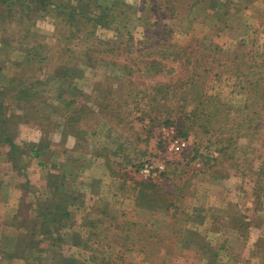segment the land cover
<instances>
[{"label":"rangeland","instance_id":"1","mask_svg":"<svg viewBox=\"0 0 264 264\" xmlns=\"http://www.w3.org/2000/svg\"><path fill=\"white\" fill-rule=\"evenodd\" d=\"M49 1L60 7L79 2L100 16L101 22L93 30V23L80 17L66 22L64 18L70 17L63 14L66 9L51 6L47 12L30 9L27 15L22 4L15 5L9 14L0 2V86L4 89L13 78H21V83L32 90L20 102L18 86L9 91L12 96L0 98L7 106V115H23L12 119L14 151L10 153L8 146L0 144V190L7 194V180L25 181L21 183L24 188H18L24 190L25 204L30 205L32 198L36 202L33 211H24L29 225L41 202L50 205L47 217L49 227L54 229L51 241L56 235L62 238L61 233L73 218L70 204L61 199L75 180L73 172L65 171L70 170V164L69 169L60 167L63 159L70 163L71 156L57 152L55 141L56 132L64 128L67 118L80 114L83 119L75 122V128L97 132L92 141L102 138V132L107 130L108 140L113 143L110 151L117 154L111 158L130 162L133 176L146 179L140 173L145 162L160 161L165 165L167 172L153 179L164 180L167 189L179 186L176 227H184V216L188 214L198 219L202 205L210 202L206 199L209 194L213 200L217 195L222 198L229 194L230 188L227 190L222 183L234 172L245 183L240 187L232 185L237 206L228 203L227 210L234 216L219 220V226L230 221L235 227L239 224L243 233L249 226L248 214H255L257 218L253 219L264 227V219L260 218L264 211V0H174L172 17L168 14L170 0ZM214 2L218 3L212 8L210 4ZM195 23L207 25V34L199 39L187 38ZM192 31L199 34L201 30L197 27ZM151 62L154 67H149ZM160 86L163 88L159 91ZM162 91L167 94L165 98L161 97ZM192 107L196 109L194 114L190 113ZM142 115L155 117L146 142L138 139V134L147 133L146 120H140ZM185 123L192 124L186 129V152H169L165 128L173 126L177 132L175 127L181 131ZM204 126L209 132L204 131ZM98 139L94 142L98 143ZM223 145L228 149L220 151L218 147ZM88 151L91 149L85 146L77 150L83 157ZM60 174L65 175L57 189L54 181ZM96 174L104 180L111 178L99 170ZM239 190L243 194L238 195ZM40 196L49 199L40 202ZM227 200L223 199L219 208L227 205ZM66 208L70 214L60 217ZM89 217L86 213L81 223L91 220ZM209 221L194 224L189 237L196 244L203 243L211 259L208 264H264L263 243L254 245L246 259V250L239 252L244 237L236 240L232 234L224 236L225 243L231 246L229 240L238 248L225 252L229 254L223 261L217 260L214 237L200 235ZM104 226H108L107 221L95 225L99 231ZM159 226L168 225L162 219ZM98 237L120 243L119 235L109 238L102 233ZM164 237L157 244L171 247L172 239ZM181 237L177 236V242ZM258 239L264 242L263 236ZM96 250V254L102 253ZM161 253L168 256L166 251ZM193 253L185 252L189 261ZM156 254L154 251L147 264H156ZM177 254L176 264H182L184 253ZM33 260L38 264L40 259ZM119 262L120 259L116 263ZM159 264H166L165 260L160 259Z\"/></svg>","mask_w":264,"mask_h":264},{"label":"crops","instance_id":"2","mask_svg":"<svg viewBox=\"0 0 264 264\" xmlns=\"http://www.w3.org/2000/svg\"><path fill=\"white\" fill-rule=\"evenodd\" d=\"M170 2L173 3L174 0H170ZM204 9L208 10L207 7ZM197 27H200L201 30L199 34H192V29H196ZM191 28L189 33L186 34L187 38L190 37V39L194 37L199 39L205 36L209 30L207 25L203 26L201 23H195ZM101 123L106 122L101 121ZM105 131L107 132V130ZM98 132L100 133V131ZM106 132H102V138L94 139V141L98 139V143L92 141L94 134H98L97 132L82 131L80 134H77L66 131L63 126L60 132H56L57 140L55 144L57 152L63 153V156H71L70 163L69 160L63 159L60 167L63 170L69 169L68 164H70V170L65 171L73 172L72 175L75 178V180L70 182V191H66V193L61 195L63 202H68L72 208L71 212H73V218L67 224L68 228L61 233L62 238L56 235L53 238L55 241H51L54 229L51 230L50 228L49 234L41 235L44 239L39 244L31 246L26 243L27 239L29 240L30 238L26 236L23 227L20 226L22 224L21 220H23L21 217L25 215V209L29 210L28 214L33 211L36 202L32 198L30 199V205L25 204L27 199L24 200L22 198L24 190L18 189L19 187L24 188L25 184L21 183H25V181L7 180V184L5 183L9 187L7 194L0 190V264H35L33 260L35 257L40 259L38 264H117L118 259H120L119 264H147L148 258H151L150 256L153 257L154 251L157 252L156 264H159L160 259L161 261L165 260L166 264H176V259L179 257L177 252L179 251L184 253L182 264H208L211 259L207 251L204 250L203 243L196 244V242H192L189 239L191 236L190 230L193 228V225L200 223L201 220L204 223L208 218L210 219V223L204 227V231L202 228L197 229L203 231L200 232L199 230L202 237L204 235L214 237L213 249L216 251V258L219 261H223L224 255L229 254L225 252L233 251L235 247L238 248L232 242H229V240L228 243L231 246L226 244L225 235L232 234L236 240L242 236L244 237L245 243L243 242L244 245H241L239 252L246 250V259H249L248 252L254 248V245H261L262 243L264 245V242H260L258 239L259 236H263L264 238V227L260 225L258 220L253 219V217H256L254 212L253 217L248 214L249 217L247 219L250 218L249 222L247 221L249 226L244 231L245 233H242L243 230L239 224L235 227V224L232 225L230 221H227L224 227L219 226V220L222 219L223 221L225 218L231 220L234 216V213H230L227 208L228 203H237V198L233 197L236 192L233 191L235 189L232 185L236 184V187H240L239 184L245 183H242L243 178L239 176L240 174L234 172L229 176L231 178L226 177V180L222 183L227 190L230 188L229 194L222 196V198L220 195H217L214 198L215 200L209 194L206 199L210 202L207 205L204 204L205 206L202 205V212L199 213L198 217L196 216L198 219L194 218V215L190 216L188 214L184 216V221L186 220L184 227H176L175 213L178 208L176 198L179 186L167 189V197H169L168 207H146L141 201L142 180L133 176L135 172L130 162H123L120 158H117L115 161L111 158V156L117 154L110 151L113 143L108 140ZM89 142H92V146ZM81 146H85L89 150L91 149V152L85 153L86 157L78 155L77 150ZM81 159H83L82 163ZM98 170L112 179L104 180L103 176L96 174ZM127 172L130 173L127 174ZM139 180L141 181L138 182ZM155 181L165 186L164 180ZM252 182L256 184L255 180ZM169 183H173V181L170 180ZM184 183L180 186H183ZM238 193V195L243 194L240 190ZM182 194L185 197V194ZM47 199H49V196L38 197L40 202ZM223 199H228L227 205L222 204L221 208H219L220 202L223 203ZM183 201L187 202L185 198ZM260 207L263 208V205H260ZM204 209L216 211L211 212ZM64 210L66 215L70 214L67 208ZM86 213L87 216H90L91 220L81 223ZM92 213L94 214L92 215ZM241 217L244 218V216ZM260 218L264 219V211L261 213ZM116 219L121 221L118 223L114 221ZM162 219L168 226H164V228L159 226ZM98 221H102L104 224L107 221L108 226H104L105 228H102V231L96 230L95 225ZM110 225L113 226L109 227ZM102 233L104 236H109V238L110 235H119L120 243L114 244L108 238L105 239V237L104 239L101 238V240L98 235ZM64 234H67L68 237L64 236ZM164 236L172 239L171 247H160L157 244V242L160 244V240L165 239ZM177 236H182L183 238L181 237L177 242ZM18 244L20 245L17 246ZM59 244L60 246H58ZM25 246L26 250L30 253L24 257L18 255L16 250ZM96 249L102 253L96 254ZM160 251L168 252V256L163 255L164 253L159 254ZM185 252H194L190 254V257H193L190 261L187 259L188 256H185Z\"/></svg>","mask_w":264,"mask_h":264},{"label":"trees","instance_id":"3","mask_svg":"<svg viewBox=\"0 0 264 264\" xmlns=\"http://www.w3.org/2000/svg\"><path fill=\"white\" fill-rule=\"evenodd\" d=\"M77 1H81V0H77ZM198 1L199 0H196V2H198ZM0 2L4 3L6 5L7 12L9 14L12 11V9L15 7V5H21L22 4L23 5L22 9L27 15H28L30 9L31 10L33 9V11L45 10L47 12V11H50V6H51L53 8H55V7L61 8L62 7V10L66 9L63 11V14L66 16H70L68 18H64L66 20V22L71 21L72 18H76V17L79 18L80 17V19H82V21H84V22L91 21L93 23L92 26L90 27L92 30L96 28L97 23L101 22L100 16L98 17V16L93 15L91 12L88 11V9L85 8V6H82L81 4H79V2H77L76 4H72V3L71 4H64L63 6L61 5V7H60V4L53 6L54 4L52 5V2H50L49 0H0ZM217 3L218 2H214L213 4H210V6L212 8H214L215 4H217ZM172 7H173V4L171 3L169 5V8H168V9H170V10H168V14L170 17L175 15L173 12L174 8L171 9ZM71 23H74V22L72 21ZM73 27L75 28L74 30H76V28H78L76 23L73 24ZM79 30H80V28H79ZM154 65L155 64L153 62H151L149 67H154ZM17 79H18V81H17ZM20 80H22V79L21 78H13L8 85V87L10 85L12 86L10 89H6L8 87H4V89H3V87L0 86V89L2 88L0 90V98L4 97L5 95L12 96L13 94L11 95V93H9V91L13 90L16 86H18L19 92H18V94H16L17 97L19 98L18 102H20V99H22V100L26 99V97H28L31 94L32 90L30 87L24 86ZM162 88H163L162 86L157 87V90L160 91V90H162ZM4 90H5V92L2 93L1 91H4ZM164 91H166V89ZM164 91H162V93H161V95H162L161 97H163V98H165L167 96V94L163 93ZM69 104L70 103L68 102L66 106H69ZM6 107L7 106L5 105L3 100L0 99V144H2L4 147L8 146L9 152L12 153L14 151V148H15V143L13 142L14 135L12 133V125H13L12 123H13L14 119H16L20 116H23V115L19 116V115H16L15 113L7 115L6 114L7 113ZM195 110H196L195 107H192L190 109V113L194 114ZM81 119H83V118L80 114H78V115L74 114L73 116H70L69 118H67L68 121L66 120V122H65L64 129L66 131H69V132H75L77 134L78 133L80 134L84 130L76 129L75 128L76 127L75 122H78ZM140 120L141 121L146 120L145 126L147 127V129H146L147 133L138 134V139L146 142L149 140L148 135L151 133V132L149 133V131H151L152 127L154 126L155 117L152 115L148 118H144V116L142 115V116H140ZM191 127H192V124H190L188 126L185 123V124H183V127H182L183 130L180 131L178 129V127L176 126L175 128H176L177 132H175V136L186 139L188 137L187 133H186V129L189 130ZM204 128H205L204 131L207 132L208 131L207 128L205 126H204ZM227 147H228L227 145H223V146H219L218 149L220 151L221 150L224 151V150L228 149ZM187 148L188 147H186V149L181 151L180 154L185 153ZM34 152L37 153V150L36 151L34 150ZM212 160L214 162L217 161L216 158H214ZM166 172L167 171H166V167H165V169L159 175L162 176ZM63 175H65V174L56 175L54 183H55V186L57 189L60 188V183H62V176ZM141 180H142L141 183H143L142 184L143 187L141 190V195H142L141 201H142V203L145 204L146 207H168L167 203L169 202V197H167V193H168L167 192V186L166 185L163 186L160 183H157V181H155L156 179H153V178L141 179ZM141 180H139L138 182H140ZM159 190L162 191V194L159 193ZM156 193L157 194L159 193L160 196L156 200L153 201V196ZM48 203L49 202H41V204L37 207V215L35 216V218L32 219V223H30V225H29V222H27L28 218L23 217V220H21L22 224L20 226L23 227L24 233H26V236H28L30 238L29 240L27 239L26 243L31 245V246H33L35 244L36 245L39 244L42 241V239H44L41 235H46V233L50 232V227H49V223H48L49 219L47 217V213L50 210V208H49L50 205ZM54 209L59 210L56 206L54 207ZM59 213H57V214L59 215ZM52 216H51V218L54 217V216L53 217ZM65 216H66V212H65V210H62L60 217L63 218ZM24 219H25V221H24ZM54 220L55 219H50L51 222H53ZM38 221H39V223H38ZM47 223H48V225H47ZM19 245L20 244H18L17 246H19ZM16 252L18 255L23 256V257L26 256V254L30 253L29 251L26 250V246L24 248L16 250Z\"/></svg>","mask_w":264,"mask_h":264},{"label":"built area","instance_id":"4","mask_svg":"<svg viewBox=\"0 0 264 264\" xmlns=\"http://www.w3.org/2000/svg\"><path fill=\"white\" fill-rule=\"evenodd\" d=\"M164 132L168 136L166 146L169 152L180 153L186 149V147H188V141L186 139L175 136V130L173 126H170L168 129L165 128ZM164 169L165 165L160 161L145 162L140 168V173L146 179L155 178Z\"/></svg>","mask_w":264,"mask_h":264}]
</instances>
